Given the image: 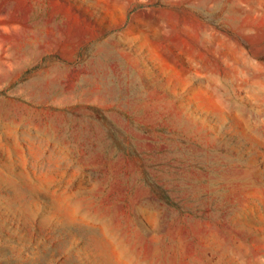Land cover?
<instances>
[{
    "label": "rangeland",
    "instance_id": "1",
    "mask_svg": "<svg viewBox=\"0 0 264 264\" xmlns=\"http://www.w3.org/2000/svg\"><path fill=\"white\" fill-rule=\"evenodd\" d=\"M0 264H264V0H0Z\"/></svg>",
    "mask_w": 264,
    "mask_h": 264
}]
</instances>
